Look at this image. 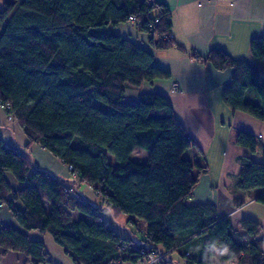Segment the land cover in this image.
<instances>
[{"label": "trees", "instance_id": "16d2710c", "mask_svg": "<svg viewBox=\"0 0 264 264\" xmlns=\"http://www.w3.org/2000/svg\"><path fill=\"white\" fill-rule=\"evenodd\" d=\"M130 16L140 20L146 44L110 31ZM171 27L169 9L152 0H14L0 9V103L28 140L14 147L0 138V204L18 225L0 228V250L24 254L27 264H47L46 244L32 239L33 231L50 235L76 264H144L152 252L166 258L177 252L185 264H212L214 256L223 264H264L258 219L243 217L236 227L231 217L218 218L214 203L191 200L207 166L186 157L194 143L170 99L143 93L135 103L125 100L129 86L170 77L155 50L175 45ZM250 52L264 63V33L251 39ZM205 60L220 71L233 69L222 93L226 105L264 122V78L222 49ZM35 143L72 166L77 178L39 167L30 158ZM236 144L262 156L243 163L238 188L264 191V145L246 131ZM137 148L148 152L146 160L133 158ZM82 182L102 201L89 200ZM258 201L264 204V192ZM102 208L116 222L130 217L136 227L130 237L105 222ZM76 211L82 213L77 220ZM184 236L191 239L181 243ZM194 241L198 248L181 250Z\"/></svg>", "mask_w": 264, "mask_h": 264}, {"label": "crops", "instance_id": "0c3cea01", "mask_svg": "<svg viewBox=\"0 0 264 264\" xmlns=\"http://www.w3.org/2000/svg\"><path fill=\"white\" fill-rule=\"evenodd\" d=\"M152 1L165 5L171 13L170 32L174 36L175 45L155 50L158 65L170 72V77L145 81L139 87L129 86L125 100L128 103H135L143 93L166 95L173 105L177 118L194 143L187 150L186 157L207 166V171L199 176L191 200L214 203L217 206L218 218L231 217L236 227L240 226L243 217L258 219L262 224L261 236L264 238V204L258 201L264 191L261 189L243 191L237 186L243 163L250 157L259 161L262 156L252 154L247 148L236 144L239 131H246L257 136L264 145V122L242 112H233L226 105L222 93L232 78L233 69L220 71L205 60L212 49H222L235 59L247 61L264 78V63H256L250 52L251 39L264 33V0ZM114 32L146 44V35L139 32L131 22L120 24L115 27ZM174 83H179V92H172ZM0 138L7 146L22 147L28 142L20 123L10 118L6 107L1 103ZM30 158L39 167L56 176L77 178L71 174L68 165L39 143L31 146ZM196 170L198 172V169ZM7 179L12 187H17L12 175L8 174ZM83 185L87 184L81 183L79 189L89 200L100 201L99 198L95 199L90 186L87 185L90 191H86L82 189ZM235 199H243L245 203L237 207ZM257 204H262V207H257L259 206ZM261 209L262 212L259 214L258 211ZM103 212H107L108 217L111 213L105 208L101 209L105 222L110 225ZM81 216V212H74L75 220ZM122 218L129 222V216H122L119 222ZM128 224L119 227L122 232L110 226L121 236L130 237V229L136 227L132 224L131 228ZM6 225L18 227L11 211L5 204H0V228ZM28 233L32 239L44 240L46 250L50 254V262L47 264H76L50 235L33 231ZM134 237L138 239V235ZM188 239H191V236H186L181 243L187 242ZM187 247L196 249L198 245L195 241L187 243L181 250ZM169 258L176 264L180 262L185 264L177 252L170 254ZM211 260L212 264H223L217 256L211 257ZM0 264H27V258L19 252L0 250ZM121 264L141 262L128 261Z\"/></svg>", "mask_w": 264, "mask_h": 264}, {"label": "rangeland", "instance_id": "374dc122", "mask_svg": "<svg viewBox=\"0 0 264 264\" xmlns=\"http://www.w3.org/2000/svg\"><path fill=\"white\" fill-rule=\"evenodd\" d=\"M12 1H14V0H0V9H3L4 7H5V3L6 2H12ZM137 29H138V26L136 27ZM114 29H115V27H111L110 28V31H114ZM138 31L139 32H141L139 29H138ZM142 33V32H141ZM151 35H153V36H155L156 38L157 37H160L159 36V34L157 33V32H153ZM180 91V90H179ZM179 91H176V92H179ZM175 93V92H174ZM97 104H99V102H97ZM147 157H148V152L146 151V150H144V149H141V148H137L136 150H135V152H134V154H133V158H135V159H139V160H146L147 159ZM193 174H194V176H196L197 175V170H196V168L193 170ZM74 179V178H73ZM83 183V182H82ZM92 190H93V187H90ZM90 188H88V186L87 185H83L82 186V189L83 190H86V191H90ZM82 192V191H81ZM83 193V192H82ZM90 195L92 196V192H90ZM93 195H94V197H95V199H100V201H102V199L100 198V196H98V193H96L94 190H93ZM257 205H259V206H257V207H262V204H257ZM259 212V214L262 212V209L260 210V211H258ZM107 212H103V215L105 216V218L107 219V221H109V224L111 225V226H113V227H115L116 229H118L120 232H122L120 229H119V227H121L122 225L123 226H125L126 224H128L127 222H125L123 219L124 218H122V220H120V222L118 221V222H116V220L112 217V215H110V217H108L107 216V214H106ZM138 221V225H140L142 228H144V224H143V222L142 221H140V220H137ZM131 228H133V225L131 224V223H129L128 224ZM138 237H142V234L138 231ZM158 253H163V254H165V256H167L166 255V252H158ZM169 258V257H168ZM167 259V258H166ZM144 264H146V262L144 263ZM180 264H183L182 262H180Z\"/></svg>", "mask_w": 264, "mask_h": 264}, {"label": "built area", "instance_id": "2783aa9c", "mask_svg": "<svg viewBox=\"0 0 264 264\" xmlns=\"http://www.w3.org/2000/svg\"><path fill=\"white\" fill-rule=\"evenodd\" d=\"M130 22L133 23L136 27L140 26L141 22L140 20H138L135 16H130L129 18ZM162 37V36H160ZM163 38H168V36H163ZM180 90V85L179 83H174L173 86H172V92H176V91H179ZM10 118H12L10 116ZM69 171L71 172L73 170V167L72 166H69L68 167ZM77 177V176H76ZM69 189H67L68 191ZM189 255V253H188ZM165 254L163 253H156V252H152V253H149L146 257V264H168L166 261H165Z\"/></svg>", "mask_w": 264, "mask_h": 264}, {"label": "water", "instance_id": "95a60500", "mask_svg": "<svg viewBox=\"0 0 264 264\" xmlns=\"http://www.w3.org/2000/svg\"><path fill=\"white\" fill-rule=\"evenodd\" d=\"M94 207H98L97 204H93ZM134 242L136 244H140L141 242H139L137 239H134ZM147 248H150V246H147ZM166 261L169 263V264H176L174 263V261L171 259V258H167Z\"/></svg>", "mask_w": 264, "mask_h": 264}]
</instances>
